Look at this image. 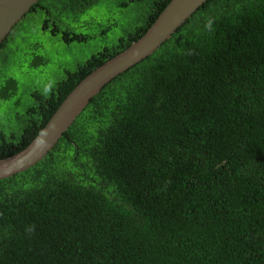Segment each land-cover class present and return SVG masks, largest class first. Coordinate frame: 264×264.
Here are the masks:
<instances>
[{
  "label": "trees",
  "instance_id": "1",
  "mask_svg": "<svg viewBox=\"0 0 264 264\" xmlns=\"http://www.w3.org/2000/svg\"><path fill=\"white\" fill-rule=\"evenodd\" d=\"M168 2L34 4L19 22L30 24V71L48 60L45 36L89 59L12 110L16 78L0 77V159ZM19 23L0 46L4 69ZM0 264H264V0H207L107 83L40 161L0 179Z\"/></svg>",
  "mask_w": 264,
  "mask_h": 264
},
{
  "label": "water",
  "instance_id": "2",
  "mask_svg": "<svg viewBox=\"0 0 264 264\" xmlns=\"http://www.w3.org/2000/svg\"><path fill=\"white\" fill-rule=\"evenodd\" d=\"M38 1L0 0V46ZM206 1L169 0L140 38L79 80L30 144L0 159V179L22 172L40 161L107 83L152 54Z\"/></svg>",
  "mask_w": 264,
  "mask_h": 264
},
{
  "label": "rangeland",
  "instance_id": "3",
  "mask_svg": "<svg viewBox=\"0 0 264 264\" xmlns=\"http://www.w3.org/2000/svg\"><path fill=\"white\" fill-rule=\"evenodd\" d=\"M139 13L145 14L142 6L136 8ZM108 35L112 39H118L119 34L114 32H108ZM14 38L7 42L5 47V53L7 54L6 69L2 68L0 62V77L3 78L4 74H13L17 81V89L14 95L11 97L10 102H15L10 106L12 110L18 102H28L30 89L33 86L40 85L38 82L41 80L49 79L45 88L50 87L51 75L53 79L58 81L65 80L67 78V71L73 70L69 67H78L85 63L89 57L85 58L81 56L83 48H79L74 43L65 44L61 40L60 36H45L43 40L45 42H51V47L48 49V60L46 64H40L36 70L30 71V24L22 21L19 23V27L15 29L13 34ZM100 48L105 45L103 41L99 42ZM15 47H18V52L15 51ZM88 47L92 53V47L88 44ZM40 54L44 55L43 51ZM66 64V66H65ZM60 65V66H59ZM68 67V68H67ZM7 70V71H6ZM3 85V81H2ZM3 91L0 84V93ZM8 103V102H7ZM6 102L0 99V126L5 127L7 119L5 113L8 109ZM19 114H23L22 107L18 108ZM15 111V110H14ZM13 123V121H11ZM16 123V120H15ZM16 125V124H15Z\"/></svg>",
  "mask_w": 264,
  "mask_h": 264
},
{
  "label": "clouds",
  "instance_id": "4",
  "mask_svg": "<svg viewBox=\"0 0 264 264\" xmlns=\"http://www.w3.org/2000/svg\"><path fill=\"white\" fill-rule=\"evenodd\" d=\"M44 45L46 46V49H47V48H50V47H51V42H47V43H45ZM37 87H38V85L33 86L32 90H33V89H36ZM43 93H44V92H43ZM45 94H47V93H45ZM29 100H30V98H29ZM27 103L30 104V101H28ZM28 144H30V143H28ZM28 144H27V145H28ZM27 145H26V146H27ZM26 146H25V147H26ZM25 147H24V148H25ZM21 150H22V149H21ZM18 152H19V151H18ZM16 153H17V152H16ZM14 154H15V153H14ZM12 155H13V154H12ZM122 232H123V235H125L124 228L122 229ZM121 248H122V247H121ZM151 251H152V250H151Z\"/></svg>",
  "mask_w": 264,
  "mask_h": 264
}]
</instances>
